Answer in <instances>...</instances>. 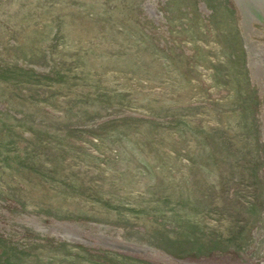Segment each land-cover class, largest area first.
<instances>
[{
    "label": "rangeland",
    "instance_id": "374dc122",
    "mask_svg": "<svg viewBox=\"0 0 264 264\" xmlns=\"http://www.w3.org/2000/svg\"><path fill=\"white\" fill-rule=\"evenodd\" d=\"M237 2L0 0V264H264V0Z\"/></svg>",
    "mask_w": 264,
    "mask_h": 264
},
{
    "label": "bare ground",
    "instance_id": "6f19581e",
    "mask_svg": "<svg viewBox=\"0 0 264 264\" xmlns=\"http://www.w3.org/2000/svg\"><path fill=\"white\" fill-rule=\"evenodd\" d=\"M245 1H246V0H245ZM236 2H237V0H236ZM255 2H256V0H255ZM259 2H260V1H259ZM237 3H238V2H237ZM249 4H250V2H249ZM248 6H249V5H248ZM255 6H256V5H255ZM255 6H254V7H255ZM249 8H250V7H249ZM257 9H258V8H257ZM257 9H256V10H257ZM261 10H262V9H261ZM261 10H260V12H261ZM245 13H246V12H245Z\"/></svg>",
    "mask_w": 264,
    "mask_h": 264
}]
</instances>
